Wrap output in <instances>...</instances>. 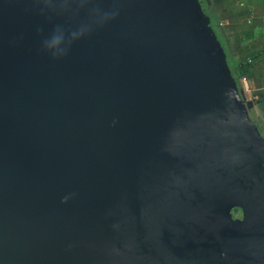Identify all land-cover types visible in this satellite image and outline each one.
Instances as JSON below:
<instances>
[{
  "label": "water",
  "instance_id": "obj_1",
  "mask_svg": "<svg viewBox=\"0 0 264 264\" xmlns=\"http://www.w3.org/2000/svg\"><path fill=\"white\" fill-rule=\"evenodd\" d=\"M250 107L202 0H0V264H264Z\"/></svg>",
  "mask_w": 264,
  "mask_h": 264
},
{
  "label": "crops",
  "instance_id": "obj_2",
  "mask_svg": "<svg viewBox=\"0 0 264 264\" xmlns=\"http://www.w3.org/2000/svg\"><path fill=\"white\" fill-rule=\"evenodd\" d=\"M263 1L202 0L235 72L238 64L249 65L239 81L246 80L245 94L251 101L248 110L264 130V20L259 21V16L264 14L260 6Z\"/></svg>",
  "mask_w": 264,
  "mask_h": 264
},
{
  "label": "trees",
  "instance_id": "obj_3",
  "mask_svg": "<svg viewBox=\"0 0 264 264\" xmlns=\"http://www.w3.org/2000/svg\"><path fill=\"white\" fill-rule=\"evenodd\" d=\"M248 68H249V65L246 64V63L238 64L237 71H236V74H235L236 77L238 78V82H239V79L247 73ZM257 125H258L261 133L264 134V130L261 128V126L258 123H257Z\"/></svg>",
  "mask_w": 264,
  "mask_h": 264
},
{
  "label": "rangeland",
  "instance_id": "obj_4",
  "mask_svg": "<svg viewBox=\"0 0 264 264\" xmlns=\"http://www.w3.org/2000/svg\"><path fill=\"white\" fill-rule=\"evenodd\" d=\"M263 9H264V1H263V3L260 5ZM263 13H264V11H263ZM264 20V14H261L260 16H259V21H263ZM224 47V46H223ZM224 51L226 52V49H224ZM228 57V56H227ZM228 59V63L230 62V59L229 58H227ZM229 65H230V67H231V69H232V71L236 74V72H235V70H234V66H233V64L231 63H229ZM239 84H240V81H239ZM248 112H249V115H250V113L252 114V116L250 115V117H254V115H253V113L250 111V110H248ZM264 135V134H263Z\"/></svg>",
  "mask_w": 264,
  "mask_h": 264
},
{
  "label": "flooded vegetation",
  "instance_id": "obj_5",
  "mask_svg": "<svg viewBox=\"0 0 264 264\" xmlns=\"http://www.w3.org/2000/svg\"><path fill=\"white\" fill-rule=\"evenodd\" d=\"M231 216H232L233 219H241L242 218V212H241V210L239 208H233L231 210Z\"/></svg>",
  "mask_w": 264,
  "mask_h": 264
},
{
  "label": "built area",
  "instance_id": "obj_6",
  "mask_svg": "<svg viewBox=\"0 0 264 264\" xmlns=\"http://www.w3.org/2000/svg\"><path fill=\"white\" fill-rule=\"evenodd\" d=\"M240 86H241L242 90L244 91V93L247 92V90H248V85H247V82H246L245 79H242V80H241ZM245 95H246V94H245Z\"/></svg>",
  "mask_w": 264,
  "mask_h": 264
}]
</instances>
